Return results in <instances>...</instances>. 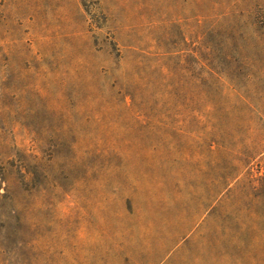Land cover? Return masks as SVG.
<instances>
[{"label": "rangeland", "instance_id": "obj_1", "mask_svg": "<svg viewBox=\"0 0 264 264\" xmlns=\"http://www.w3.org/2000/svg\"><path fill=\"white\" fill-rule=\"evenodd\" d=\"M0 264H264V0H0Z\"/></svg>", "mask_w": 264, "mask_h": 264}]
</instances>
